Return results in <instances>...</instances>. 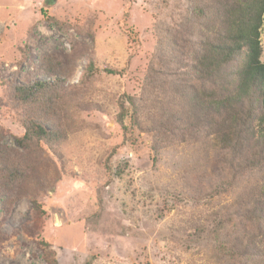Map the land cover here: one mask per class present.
<instances>
[{"label":"rangeland","instance_id":"374dc122","mask_svg":"<svg viewBox=\"0 0 264 264\" xmlns=\"http://www.w3.org/2000/svg\"><path fill=\"white\" fill-rule=\"evenodd\" d=\"M46 2L0 0V100L25 74L44 76L37 66L43 58L57 59L70 92L62 111L70 135L54 151L23 153L15 142L24 132L19 116L0 107V264H47L38 234L60 264L91 257L94 264H237L216 259L196 235L223 205L242 209L237 190L210 196L213 156L185 145L157 155L151 133L136 132L133 145L117 118L120 96L140 92L158 24L179 21L185 0ZM43 9L67 25L47 20ZM74 23L81 31L68 26ZM261 41L264 62V24ZM26 42L30 52L18 67ZM89 57L119 73L85 79ZM262 231L264 223L235 217L226 233L256 242Z\"/></svg>","mask_w":264,"mask_h":264},{"label":"trees","instance_id":"16d2710c","mask_svg":"<svg viewBox=\"0 0 264 264\" xmlns=\"http://www.w3.org/2000/svg\"><path fill=\"white\" fill-rule=\"evenodd\" d=\"M185 2L186 13L179 21L158 24L157 43L140 92L120 96L118 122L125 140L133 145L136 132L151 133L157 155L168 146L185 145L213 156L215 162L207 159L214 162L216 175L210 196L237 190L242 209L223 205L209 215L207 224L196 227L197 238L212 246L216 259L264 264V237L255 242L226 233L235 217L254 227L264 223V0ZM42 11L55 25L65 24ZM68 26L81 31L76 23ZM21 51L18 67L29 55L28 42ZM37 66L44 76L25 74L26 80L0 100V107L19 116L24 132L15 142L27 154L44 146L54 151L70 135L62 115L70 92L64 87L67 79L61 63L47 57ZM103 72L119 73L89 57L84 78ZM12 166L11 174L17 176L20 169L14 162ZM126 166H119L115 174L123 176ZM243 184L248 187H240ZM31 201L44 213L36 199ZM36 243L47 264H60L50 242L38 234ZM94 260L91 257L86 264Z\"/></svg>","mask_w":264,"mask_h":264}]
</instances>
